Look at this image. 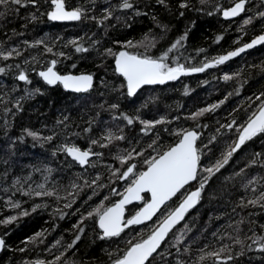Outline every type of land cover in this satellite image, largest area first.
Segmentation results:
<instances>
[{
	"label": "snow or ice",
	"instance_id": "snow-or-ice-1",
	"mask_svg": "<svg viewBox=\"0 0 264 264\" xmlns=\"http://www.w3.org/2000/svg\"><path fill=\"white\" fill-rule=\"evenodd\" d=\"M155 3L172 10L171 0H155ZM199 4L197 8L195 0H177L176 10L180 16L191 9L209 15L217 13L224 18L240 17L237 23L241 35L234 39L237 46L215 54H209L207 46L190 52L189 30L186 28L153 54L150 50L166 38L170 25L161 20L154 8L149 5L140 7L136 0H79L78 3L0 0V29L4 31L8 30L9 17L22 18L25 30L29 21H40L44 16L57 22H91L81 29L82 35L67 38L62 34H45L9 44L13 36L19 35L13 28L11 35L0 40V75L11 76L14 81L26 85L22 93L13 96L21 89V84L0 82V88L4 89L0 91V108L6 114L14 115L13 107L22 112L23 102L46 93L50 86L60 85L63 89L81 93V98L86 100H91L95 93L107 97L110 92H115L117 98L130 100L145 85H166L171 81L183 83L182 77L206 73L210 68L220 73L213 79L231 82L233 89L222 98L179 115L166 112L147 118L142 109L158 100L155 95L145 97L139 106L131 99L132 107L127 110L118 99L112 103L105 98L99 104H93L96 112L88 113L83 128L70 118L67 110L61 111L51 126L43 125L48 130L47 135L33 128H22L23 135L16 136L15 140L22 141L30 136L34 145L37 142L41 146L49 145L51 156L59 160L65 170L71 169V178L62 183L61 177L55 175L58 169L51 162H42L39 167L32 165V172L26 176H13L11 182L4 185L5 192H20L33 202L22 207L26 203L23 199L4 196V207L14 211L3 215L0 225L18 223L19 217L38 210L50 212L49 219L64 218L72 213H78V219L68 229L74 233L70 240L60 237L51 243V247L44 249L52 254L51 260L24 257L21 264H101L99 258L80 259L75 251L68 254L69 250L76 249L86 230L92 234L93 242L98 238L108 241L104 264H236L237 258L249 250H259L264 255V221L256 219L264 213V144L259 150L255 147L259 141H264V90L245 95L230 110L226 109L228 119L221 117L223 122L214 120V127L210 128L205 122L206 114L219 116V109L229 97L243 92L250 79V74H245L246 67L264 74V61L258 65L248 64L246 59L250 55L246 50L264 46V0H257L255 4L252 0H231L230 6H224L220 0H199ZM141 16L151 17L160 31L149 28L140 33L139 39L118 38L115 33L110 35L116 25L131 29L130 20ZM249 28L254 29L252 36L242 40ZM223 35V32L217 34L214 40L220 41ZM29 46L37 49L36 53L20 60ZM201 53L204 54L201 56ZM76 54L80 55L71 64L72 69H76L80 59L85 57L95 55L101 67L112 57L113 71L118 76L114 81L105 76L97 83L94 71L57 70L58 64ZM241 54H244L242 59L245 62L233 70L226 62ZM30 73L42 78L43 86L32 87ZM202 83L208 85L209 80L203 79ZM183 91L187 93L192 89L184 85ZM177 105L183 108L179 102ZM101 111H107V119L100 118ZM185 116L192 123L184 120ZM2 126L4 135L8 136L13 120L6 118ZM162 133L174 137L166 146H162ZM80 137H84L83 142H77ZM8 147L15 149L16 145L10 143ZM59 153H63L62 159ZM140 157L144 158L141 160ZM112 158L119 161V166L112 162ZM138 164L142 166L137 167ZM33 172L40 173L39 180L33 179ZM8 175L7 170L0 172V178L7 179ZM118 180H123L124 185L117 184ZM237 186L242 194L232 202V211L237 207L241 209L238 218H229L223 230L212 233L213 238L219 237L218 240L194 248L203 239L208 225L194 232L198 227L197 213L187 220L186 215L205 196L227 195L230 198ZM146 190L150 196L146 197ZM36 197L41 199L36 201L33 199ZM110 197L118 198L110 200ZM133 201H142L143 206H136L128 212L126 205ZM248 209L251 211L245 212ZM211 219L209 217V222ZM245 223L248 225L246 232ZM53 227H59V219ZM10 231L7 228L0 233V251L24 252L29 247H39L44 244L50 229L43 228L25 236L21 248L7 240Z\"/></svg>",
	"mask_w": 264,
	"mask_h": 264
},
{
	"label": "trees",
	"instance_id": "trees-1",
	"mask_svg": "<svg viewBox=\"0 0 264 264\" xmlns=\"http://www.w3.org/2000/svg\"><path fill=\"white\" fill-rule=\"evenodd\" d=\"M68 3H78L79 0H67ZM103 2V0H101ZM224 6H230L231 0H220ZM257 0H252V3L255 4ZM197 8L200 7L199 0H195ZM136 4L140 7L144 5H149L154 8L161 20L170 25V31L168 32L166 38L160 41L156 48L151 49L150 51L153 54H157L160 49L166 46L174 37L183 33L187 28L189 30V51L192 52L195 48H200L207 46V51L209 54H215L216 52H223L228 50L230 47L237 46L234 43V39L237 36H240L238 31V20L240 17L234 21H225L222 18V15L213 13L209 15L206 12L193 11L191 9L185 10V15L180 16L177 12V0H171L172 10L169 11L164 6L156 4L155 0H136ZM43 12L44 9H41ZM194 21V24L190 22ZM25 21L22 18L12 19L9 17L8 20V30L4 31L0 29V40L6 39L7 36L11 35V29H16L19 35L12 37L11 43H21L22 41L35 39L41 37L45 34L55 35L62 34L66 38L76 34H83L81 32L82 28L86 27V24L91 22H85V24H79V22H54L44 16L40 21H29L27 30L23 27ZM114 23V22H113ZM132 23V28H124L120 25H116L115 28L110 30V35L115 33L118 38L124 37H136L140 38V33L147 31L149 28L155 27L157 32L160 31L156 27L151 17L141 16L137 17L134 21L130 20ZM231 23V27H228V24ZM119 29L117 32L116 29ZM95 31V29H93ZM254 29L249 28V31L246 35L242 37V40H248ZM257 31L258 34V30ZM223 32L224 35L220 41H215L214 37ZM37 49L28 47V50L23 54L19 59L22 60L24 57H27L29 54H35ZM250 55L247 56L248 64H259L261 61H264V46L252 50ZM204 53H201V56ZM76 54L71 59L65 60L64 62L57 65V70L66 71V70H84V71H94L97 74V83L99 79L107 76L109 81H114L118 76L117 73L113 71L114 67V58L109 57L106 65L101 67L98 64V60L95 55L91 57H85L80 59L77 64L76 69L71 68V64L76 61ZM193 55L195 53L193 52ZM244 57V56H242ZM242 57L231 60L227 64L233 69H238L241 64L245 61ZM199 58V57H198ZM223 67V65L221 66ZM15 71V70H13ZM245 74H250V79L245 83L243 92L238 93L233 97H229V100L225 105L221 106L219 109V116L215 114L208 113L206 114L205 122L209 124V127H214V120L216 119H228L226 109L230 110L231 107H234L236 103L239 102L241 98L245 95H251L253 92L259 90H264V74H261L258 69L245 68ZM32 76V87L37 85L43 86V81L37 76L36 73H30ZM219 77L220 73L216 71L215 68H211L199 75H194L190 77L182 78L183 83L178 81L170 83L165 86L159 87H146L144 88L135 98H130V100H124L123 98H117L115 92H110L107 97L101 96L99 93H95L91 100L82 99V94L69 93L62 86L58 85L55 87L50 86L46 93L37 94L35 97L28 99L24 103V110L22 112L15 111L13 107V113H5L2 108H0V172L8 171L9 175L7 179L0 178V209H3L0 212V218L3 215L12 213L13 209H7L4 207L6 201L3 199L6 195H12L14 199H23L26 201L22 207H28L32 204L33 200L29 199L27 195H24L20 192H5L4 185L10 183L13 176H26L29 172H32V165L37 167L43 163H54L58 171L55 173L56 176L61 177V182L66 183L68 179L71 178V169L65 170L64 165L59 163V160L54 159L50 153L49 145L41 146L38 142L33 144L32 138L26 137L22 141H16L15 137L23 135L22 128H33L34 130L43 131L45 135L48 134V130L43 128L44 124L52 125L54 119L59 118V113L63 110H67V113L71 114V119L78 124L81 128L84 127V121L87 119L88 113L95 114L96 108L93 107V104H99L103 99H108L110 102L115 103L117 99L122 104L123 109L127 110L132 107L131 99L136 101V105L139 106L140 102L149 95H155L158 97V100L151 102L142 109L143 114L147 118H154L159 114L170 113V114H181L185 110H195L197 107H202L206 103L213 102L217 98H222L227 91H232L231 82H225L222 79H213V77ZM203 79H208L209 84L205 85L202 83ZM0 82H6L9 85L13 83L21 84V89L17 93H13V96L23 92V88L26 87L22 81H14L11 76L0 75ZM116 83H119V80H115ZM184 85L189 86L192 91L185 93L183 91ZM4 89L0 88V91ZM179 102L180 105H183V108H179L177 105ZM172 106V107H170ZM107 111L100 112L101 119H107ZM13 120V127L9 130V135H4L3 124L5 119ZM184 120H187L188 123L192 121L188 117H183ZM221 119V122H223ZM139 124V122H136ZM131 127V126H129ZM207 132L208 129H205ZM143 135V134H141ZM150 135V134H149ZM162 137V146L172 142L174 137L171 134H161ZM84 137H80L77 142H83ZM10 143H15V149H10L8 145ZM264 144V141H259L255 147L259 150L260 145ZM83 146V144H82ZM96 150H100L98 147ZM107 152V150H104ZM59 157L63 158V153L58 154ZM106 158H109L106 156ZM144 157H140L142 160ZM5 160L7 164H5ZM112 162L119 166V161L112 158ZM142 165H137L141 167ZM101 168L103 166H100ZM33 179H40V173L33 172ZM107 173H105V178ZM117 184L123 186L124 181L118 180ZM121 189H118L120 191ZM242 194V190L237 188L232 190L231 197L227 195H220L219 197H209L205 198L198 204L196 209L192 211L186 218L189 219L193 213H197L196 220L198 222V227L194 229V232H199L200 227L207 224V231L203 233V239L199 241L198 244L194 245L199 247L205 242L212 241L213 239L218 240L219 237H212V233L217 229L223 230L227 225L229 218L236 219L238 218V213L241 211L239 207L232 211L233 201L237 199L239 195ZM83 195V193L81 194ZM147 197V196H146ZM118 197H110V200ZM36 201H39L41 198H33ZM93 199H96L95 197ZM79 201H77V204ZM136 206H143V202L140 204L131 206L128 208V212L133 211ZM75 207V205L73 206ZM251 211V209L245 210V212ZM221 213H227V215H221ZM51 215L50 212L38 210L36 213H30L27 216L19 217V222H12L7 226L0 225V233L5 231L7 228H10L11 231L7 235V240L9 243L14 245L16 248H21L24 246L23 241L24 237L31 235L34 232L48 228L47 239L44 244H41L39 247L32 248L29 247L26 251H13L12 249H6L0 254V264H21V260L24 257H28L31 260L38 258H45L51 260V253L45 251L46 247H51V243L63 237L65 241L70 240L74 235L71 229L73 224L78 219V213H72L69 216L64 218L53 217L49 219ZM127 215V214H126ZM209 217H212L209 222ZM59 219V227H53L56 220ZM261 221H264V213H260L256 217ZM98 226V225H97ZM244 231L248 229L247 223L244 224ZM127 231V229L125 230ZM123 235V233L121 234ZM250 235V233H249ZM227 240V238H225ZM63 242V241H62ZM109 246V243L106 239H96L93 242L92 234L86 230L84 236H82L81 241L77 242L76 249L69 250V255L75 251L76 256L80 259L87 260L88 257L99 258L101 264L107 259L105 254V248ZM123 246V245H121ZM78 249V250H77ZM236 264H264V255L261 254L259 250H249L245 255L237 258Z\"/></svg>",
	"mask_w": 264,
	"mask_h": 264
},
{
	"label": "water",
	"instance_id": "water-1",
	"mask_svg": "<svg viewBox=\"0 0 264 264\" xmlns=\"http://www.w3.org/2000/svg\"><path fill=\"white\" fill-rule=\"evenodd\" d=\"M241 16H243V14H241ZM225 21H234V20H236V19H238L239 17H234V18H224V17H222ZM54 22H57V21H54ZM261 45H257V46H255L253 49H249V50H246L247 52H250V51H252V50H255V49H257V48H259ZM242 56H244V54H241V56L240 57H242ZM236 58H239V57H235V58H232V60H234V59H236ZM231 61V60H230ZM230 61H228V62H230ZM228 62H226V63H228ZM211 69V68H210ZM199 74H202V73H199ZM199 74H193V75H191V76H194V75H199ZM182 78H185V77H182ZM181 78V79H182ZM42 79V78H41ZM173 82H176V81H171V82H168V84H170V83H173ZM168 84H166V85H168ZM159 86H165V85H145L139 92H138V94L144 89V88H146V87H159ZM67 92H69V93H74V94H81V93H77V92H74L73 90H69V89H65ZM145 195L146 196H150V193H148L147 192V190H146V192H145ZM173 199H175V197H173ZM142 201H133V202H131L130 204H128V205H126V208L128 209L129 207H131V206H134V205H137V204H140ZM198 205H196L193 209H191L190 211H189V213L186 215V217H185V219L187 218V216L192 212V211H194L195 209H196V207H197ZM127 214V213H126ZM153 219H155V217H153ZM181 224L183 223V221H181L180 222ZM3 253V251H0V254H2Z\"/></svg>",
	"mask_w": 264,
	"mask_h": 264
}]
</instances>
